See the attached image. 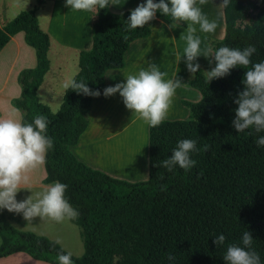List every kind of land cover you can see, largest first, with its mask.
<instances>
[{
    "label": "trees",
    "instance_id": "16d2710c",
    "mask_svg": "<svg viewBox=\"0 0 264 264\" xmlns=\"http://www.w3.org/2000/svg\"><path fill=\"white\" fill-rule=\"evenodd\" d=\"M108 6L95 13L92 46L78 53V71L72 77L85 81L89 89L101 90L104 72L122 68L129 44L150 34L148 22L126 29L129 11L113 14ZM222 14L223 37L202 36L206 44L213 48L252 44L257 51L250 60H264V0H229ZM155 17L176 25L159 12ZM178 22L184 27L183 21ZM18 32L34 49L36 64L19 73L21 92L13 105L25 121L40 114L48 119L46 134L53 146L43 163V182L67 184L65 196L79 211L72 221L79 228L83 254L72 256L74 264H168V253L175 256V264H224L225 246L239 243L244 230L252 236V247L264 264V147L255 143L264 132L237 133L231 126L242 66L209 81L198 68L181 81L200 94L199 101H181L188 109L187 119L163 120L148 127V178L129 183L89 168L70 151L87 127L92 96L69 87L57 111L41 103L37 91L50 67L49 36L40 29L34 9L20 11L0 27V48ZM181 138L196 140L200 149L192 154L196 163L187 172L168 171L160 162ZM219 233L225 235L223 246L212 241ZM60 251L64 250L55 241L13 227L0 209V258L22 252L56 264Z\"/></svg>",
    "mask_w": 264,
    "mask_h": 264
},
{
    "label": "clouds",
    "instance_id": "9594fccd",
    "mask_svg": "<svg viewBox=\"0 0 264 264\" xmlns=\"http://www.w3.org/2000/svg\"><path fill=\"white\" fill-rule=\"evenodd\" d=\"M63 2L68 9H95V13L110 4L109 0ZM228 3L229 0H220L222 6H227ZM157 12L171 17L173 22H189L182 56L185 68L191 75L197 73L200 66L196 58L201 55L208 58L210 65L209 70H206L207 81L226 76L232 68L243 67L240 81L242 87L233 97L236 107L232 109L234 116L231 126L237 133L246 129L255 133L264 132V60H250L257 51L255 45L249 44L243 48L209 46L201 54L200 37L193 35L195 26L198 25L201 32L210 33L217 25L215 20H209L201 12L196 6V0H140L134 8L129 9L125 20L126 29L144 27L146 22L155 18ZM182 56H178L177 62ZM164 75L156 63H148L146 67L123 76V80L105 86L102 90L89 89L85 81L73 78H69L63 87H71L76 92L93 97L118 94L126 109L135 113L148 127H154L165 119L175 90L182 83L176 74L168 79H164ZM52 111L55 112L56 109ZM47 125L48 119L43 114L34 116L30 122L23 117L0 118V209L18 213L28 222L37 216L60 222L79 215L78 209L65 196L67 184L59 180L52 181L41 190H30V194L21 200L16 199V193L22 189L20 183L28 179L26 173L43 164L47 151L53 146L52 138L46 134ZM255 143L257 147H264V135H258ZM207 147L208 145H203L204 149ZM199 150L195 139H178L170 155L160 164L168 171L179 168L187 172L196 163L192 154ZM212 241L216 246H223L225 235L216 234L212 236ZM252 241L250 233L244 230L239 243H228L221 257L224 264H261L260 255L252 247ZM165 259L168 264H175L176 258L171 253L166 254ZM56 264H74L72 253L58 252Z\"/></svg>",
    "mask_w": 264,
    "mask_h": 264
},
{
    "label": "crops",
    "instance_id": "0c3cea01",
    "mask_svg": "<svg viewBox=\"0 0 264 264\" xmlns=\"http://www.w3.org/2000/svg\"><path fill=\"white\" fill-rule=\"evenodd\" d=\"M48 1V6L44 2L38 3L39 5L34 8L35 15L39 21L40 29L49 36V50L51 49L50 39L53 35L54 41L61 48L58 47L56 50V54L59 56L57 57L63 60H59L60 62L56 67L57 70L52 69L50 64L49 70L37 91V95L44 87L47 75H49L50 79L49 88L52 89L55 83L59 82L62 70L65 68L63 62L70 52L68 50H73L72 54L78 56L80 51L89 50L92 46V19L88 21V11L68 9L64 5L63 0ZM114 2H126L131 9L140 0H110L109 11L113 14H120L125 12L124 10L126 9ZM40 7H47V20L44 29L41 27L38 15ZM82 13L86 20L84 33L80 32V25L79 27L76 26V24L84 21L83 17H79ZM7 21L9 19L2 17V6L0 5V27ZM68 24L72 25L68 27ZM148 25L150 28L149 36L136 39L129 44L124 53L123 67L104 72L102 89L105 86L123 80V76L137 72L141 67H146L148 63H156L160 71L165 74L164 79L174 77L175 74L181 81L190 78L191 74L186 70L184 62H177L178 48L174 41L177 31H185L157 17L148 21ZM83 34L84 36L82 37ZM26 45L23 32H18L10 37L9 41L0 48V118H21V112L13 105V100L18 98L21 92L18 76L22 70L33 68L36 64L34 49ZM204 61L203 59H196V62L199 63V68L205 73L203 68ZM195 91L181 83L175 90L164 120L187 119L188 109L182 105L181 101H199L200 94ZM107 147L109 150L106 149ZM147 147L148 126L135 113H131L130 110L124 107L118 94H112L108 97L103 95L92 96L87 127L79 136L77 143L70 146L69 149L79 161L91 169L101 171L117 180L126 179L136 182L144 180L146 175H148ZM108 154L112 155V157L110 159L107 158L106 162L102 158ZM26 175L28 179L26 182L22 180L20 183L19 186L22 189L16 193V198L23 199L30 194V190L35 192L51 183L43 182L45 177L43 164L29 170ZM4 211L8 214L6 209ZM7 219L13 227H17L16 229L26 230L23 226L26 220L22 216H17L16 220H12L7 216ZM31 222L59 223L48 218L41 219L40 217L31 218ZM61 222L63 223V221ZM19 254L15 253L0 258V264L9 263L12 259L18 258Z\"/></svg>",
    "mask_w": 264,
    "mask_h": 264
},
{
    "label": "rangeland",
    "instance_id": "374dc122",
    "mask_svg": "<svg viewBox=\"0 0 264 264\" xmlns=\"http://www.w3.org/2000/svg\"><path fill=\"white\" fill-rule=\"evenodd\" d=\"M42 2H44L48 6V2H49L48 0H42ZM114 3L117 5L123 6L124 7L123 9H126L127 11H129V9H130L129 8L130 6H128V3H126V2H114ZM0 5L2 6V17L4 19L11 20L20 11H26V10L34 9L39 4H38L37 0H0ZM196 6L200 8L201 12L204 15H206V17L209 20H215L216 25H217L215 30L213 32H210V33L201 32L199 30L198 25L195 26L196 31L193 33V35L194 36L197 35L200 37V41H201L200 50H201V54H203L204 51L209 46L202 39V36H207V37H209L211 39H215V40H220L223 37L224 23H223L222 6L220 4V0H196ZM46 10H47V7H44V8L40 7V11L38 12L39 20L41 22V27L43 29L45 28L44 26H45V23L47 20ZM126 10H124V11H126ZM79 17H83L84 21L81 22L80 24H76V26L79 27V25H80V27H81L80 32L84 33V29L86 30V28L84 27V26H86V20H85L84 14L82 13L81 15H79ZM94 18H95V11H91V13L87 12L88 21L90 19L93 20ZM188 23L189 22L185 21L184 27L178 26L177 24L175 25L173 23H170L174 27L185 31V32L177 31L175 33L174 41H175L177 48H178V50H177L178 56L183 55V49H184L185 44H186L184 36L187 34ZM71 25L68 24V27ZM150 25H151V22H150ZM83 36H84V34L82 35V37ZM73 38H75V37H73ZM54 39L55 38H53V35H52V37L50 39L51 40V49L49 50L48 58L50 60L51 68L54 70H57L56 67H57L58 63L60 62L59 60H63V59L58 58L59 56H58V54H56V50L58 49V47L60 48V46L54 41ZM70 40H71V37H70ZM27 48H29V47H27ZM68 51H70V52L67 54L68 56L65 59V61L63 62L65 68L62 70L61 79L59 80V82L55 83V85L52 87V89L49 88L48 84H49L50 79H49V75H47L45 77L44 87H42V89L38 92V98H39L40 102L47 105L51 111H52V109H56V111H57V109L59 108V106L62 102V95H63L62 93H63V90L65 89L63 87V84L69 78H72L73 75L76 74L78 71L77 55L72 54V52H74L73 50H68ZM196 59H200V60L203 59V61L205 60L203 68L205 71L204 75L206 76V70H209V68H210V65L208 64V58H205L203 55H201V56H198ZM180 62L181 63L183 62V56L181 57ZM190 77H191V75H190ZM206 78H207V76H206ZM193 91H195V89H193ZM195 92H197V91H195ZM186 118H187V116H186ZM106 149L109 150L108 147ZM104 157L102 159L107 162V160L110 159L112 157V155L108 154V155H105ZM147 178H148V175L142 181H146ZM122 180L129 182V183L141 182V181L132 182V181H128L126 179H122ZM16 199L21 200V198H16ZM7 212H8V214H6V212H5V216L6 217L8 216L12 220H16L17 216H21L20 214L17 215L18 213H13V212H9V211H7ZM37 217H35V218H37ZM23 226L26 229L25 231L34 233L36 235L45 236V237L55 241L56 243H58L60 245V247L64 251L71 252L72 256L75 258H79L83 254V245H82V240H81L80 233H79V228L73 223V221L71 219H66L63 221V223L59 222V223H55V224L54 223L48 224V223H44V222H27L26 221L25 225H23ZM23 226H21V227H23ZM20 231H24V230H20ZM7 264H49V263L34 260L31 257H29L27 254L20 252V254L18 255V258L12 259Z\"/></svg>",
    "mask_w": 264,
    "mask_h": 264
},
{
    "label": "water",
    "instance_id": "95a60500",
    "mask_svg": "<svg viewBox=\"0 0 264 264\" xmlns=\"http://www.w3.org/2000/svg\"><path fill=\"white\" fill-rule=\"evenodd\" d=\"M176 24H179V22H178V21H176Z\"/></svg>",
    "mask_w": 264,
    "mask_h": 264
}]
</instances>
